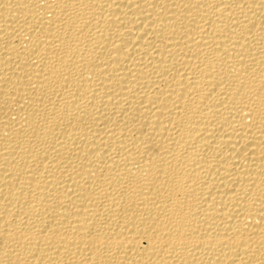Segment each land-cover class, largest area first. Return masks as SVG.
I'll list each match as a JSON object with an SVG mask.
<instances>
[{
    "label": "bare ground",
    "instance_id": "bare-ground-1",
    "mask_svg": "<svg viewBox=\"0 0 264 264\" xmlns=\"http://www.w3.org/2000/svg\"><path fill=\"white\" fill-rule=\"evenodd\" d=\"M0 264H264V0H0Z\"/></svg>",
    "mask_w": 264,
    "mask_h": 264
}]
</instances>
